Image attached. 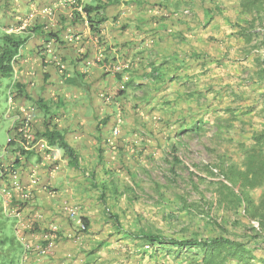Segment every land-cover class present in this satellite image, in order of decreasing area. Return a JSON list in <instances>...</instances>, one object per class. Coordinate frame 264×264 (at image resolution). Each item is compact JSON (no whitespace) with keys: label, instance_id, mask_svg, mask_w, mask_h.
I'll use <instances>...</instances> for the list:
<instances>
[{"label":"trees","instance_id":"1","mask_svg":"<svg viewBox=\"0 0 264 264\" xmlns=\"http://www.w3.org/2000/svg\"><path fill=\"white\" fill-rule=\"evenodd\" d=\"M83 13L74 12L70 18L60 15L61 27L56 30H46L37 22L16 34L7 32L9 25L0 24V84L4 79L10 81L7 87L8 103L15 71L14 59L29 40H43L39 52L44 53L47 50L45 46L49 44L57 49L64 47L67 41L62 32L71 26L87 23L90 31L100 34V26L106 21L100 17V6L85 5ZM239 14L243 18L236 25L237 36L243 40L245 55L253 54V64L244 68L247 75L237 92L231 85H225L217 91L216 83L210 81L205 92L190 90L172 99H154L157 87L177 78H159L155 64H152L151 71L145 75L149 79L148 83H138L136 80L123 83L124 75L131 68L127 66L113 75L114 80L123 86V89L115 90L114 99L103 92L99 95L103 104L113 111L100 119L98 124V136L95 138L100 144L104 130L111 125L120 128L118 141L137 136L144 141L150 138L152 144L163 148L162 153L172 161L165 159L168 166L165 184L153 177L149 167H141L150 178L151 192L145 190L148 183L142 178L141 186L121 187L122 179L112 174L111 167L104 162L101 146L96 151L99 160L94 173L101 167L103 178L98 179L89 172L87 178L99 189L100 201L105 204L111 200L114 203L125 201L131 205L141 196L153 199L162 214V220L171 231L157 227L138 213L132 224L124 225L119 213L107 208V219L117 235L124 234L141 248L148 247L155 250L156 254L172 256L174 264H264V0H239ZM84 60H77L74 69ZM110 61L104 58L99 62L103 68V78L110 76L104 69L106 65H113L111 63L115 59ZM66 80L67 85L90 95L91 86L83 75L75 71V75ZM247 87L254 89L251 100L244 90ZM28 88V83L19 81L13 88L14 101L31 102L35 112L41 116V128L32 129L34 142L44 141L50 148L62 151L69 168L85 171L86 164L82 156L68 142V132L60 129L57 123V108L60 107H54V103L43 98L42 89L35 99ZM130 92L141 94L132 101L133 104L130 103ZM221 92L228 94L229 99L223 107L219 106L223 98ZM134 114L137 118L132 116ZM207 124L216 128L213 141L216 146L212 147L214 162L206 167V172L192 171L190 177L182 182L177 167L184 164L179 156L184 135L201 136ZM173 126L176 131L168 134ZM11 130L13 136L14 131ZM114 138L117 137L112 130L103 145L113 146ZM162 142L167 143L165 147H162ZM216 142L227 145L225 153L220 152ZM5 152L7 159H0V190L5 186L11 187V171L26 167L33 159H42L39 150L28 148L27 141L17 135L15 140L8 142ZM145 159L151 167H157L153 153H145ZM3 201V194L0 193V264H21L25 251L15 233L16 220L5 213ZM11 201L10 206L14 208L24 207L27 203L24 204L16 196ZM83 221L88 231L89 222L87 219ZM252 221L258 223L257 229L252 226ZM37 226L33 232H36Z\"/></svg>","mask_w":264,"mask_h":264},{"label":"crops","instance_id":"2","mask_svg":"<svg viewBox=\"0 0 264 264\" xmlns=\"http://www.w3.org/2000/svg\"><path fill=\"white\" fill-rule=\"evenodd\" d=\"M80 1L83 7L100 6V17L106 19L100 26V34L90 31L87 23L71 26L62 32L67 41L64 47L57 49L52 44L45 46L52 53L48 49L40 53L39 46L43 44V40L32 38L24 46V53L16 67L19 80L29 84L31 96L36 99L42 89V97L49 103H54V107H60L57 108L59 128L68 132V142L77 149L86 164L85 171L71 169L63 152L49 147L50 150L39 151L42 153L41 160L36 158L26 167L17 168L19 184L34 198L25 204L24 213L41 214L37 230L32 233L35 235L33 243L47 245V240L53 243V248L45 256L33 251L27 264L131 263L120 259L124 253L115 250L117 243L114 242L132 240L124 234H116L105 210L110 208L114 212L116 209H130L136 201L131 205L125 201L114 203L111 200L106 204L102 203L99 189L87 178V172L94 173L99 160L96 151L103 146L104 162L111 167L112 174H117L122 179L121 187L141 186V177L144 176L140 172L141 167L147 166L145 153H153L156 157L160 155L158 151L162 153L164 150H156L150 140L136 138H121L118 141L117 137L114 138L116 141H113V146H105L106 136L117 128L111 125L104 130L101 144L95 138L98 136L100 119L113 113L111 108L103 104L99 95L103 92L114 99L115 90L123 89L112 74L107 78L102 77L103 68L99 62L109 58L110 62L115 59L112 66L131 67L124 75L123 83L134 80L148 83L149 79L145 75L151 71L152 64H155L159 78H177L157 87L154 99L165 98L168 93L164 94V91L167 88L166 92L174 91L169 99L189 93L190 90L205 92L207 83L212 80L210 70L214 62L211 51L217 45V42H212L213 38L232 32L231 23L237 18L241 22L243 18L239 14V0ZM45 10L50 13L43 14ZM185 10H190L191 16H185ZM32 14L35 15L29 21ZM60 15L69 18L73 15L62 6V0H0V24L9 25V28H19L28 21V27L39 22L46 30L60 29ZM79 59L85 60L80 61L79 66L74 69V64ZM58 61L61 66H58ZM75 71L86 77V83L91 86L89 96L87 92L66 84V79L75 75ZM32 88L36 91L31 90ZM25 103L16 105L17 111L14 113L20 107L34 110L32 103L29 107ZM32 114L33 127L41 128V116L35 110ZM166 144L162 143V147ZM98 169L94 173L95 177L103 178L101 167ZM64 204L81 208L84 219L89 222L88 231L78 233L77 222L67 219L61 212ZM54 225L58 227V232L52 238L50 229ZM26 236L30 238L29 234ZM133 244L136 247L134 253L142 258V252L146 251L139 244ZM146 256L148 255L145 253ZM154 256L156 252L150 258ZM137 261L138 264L141 262L140 259Z\"/></svg>","mask_w":264,"mask_h":264},{"label":"rangeland","instance_id":"3","mask_svg":"<svg viewBox=\"0 0 264 264\" xmlns=\"http://www.w3.org/2000/svg\"><path fill=\"white\" fill-rule=\"evenodd\" d=\"M231 20H234L232 17ZM202 21V20H201ZM241 22L239 19H235L232 25V32L224 33L223 36H215L216 38H213L212 42H217L216 48H214L213 51H211V57H213L214 64L212 65V69L210 70V78L211 81L216 83L217 91L221 89L225 85H231L233 86L234 91H238L240 89V85H243V81L245 80V77L247 73L244 71L245 67L251 66L252 63V57L251 55H245V50H243V40L237 36V30L236 27L237 24H240ZM208 23L206 24L205 28L207 27ZM229 30V29H228ZM214 53V54H213ZM23 80V78H22ZM10 81L7 79H4L0 84V159H7V155L5 152V149L8 145V139L12 136V126L14 122V110H11V105L8 103V84ZM30 85H32V81L30 82ZM37 86V85H36ZM34 86V88L36 87ZM32 88L31 90H34ZM167 88L166 90H168ZM167 96L164 99H169L174 94V91L166 92ZM245 93L249 100L252 99V92L253 87H247L244 89ZM36 91V90H34ZM140 91V90H139ZM137 93H131L130 92V103L133 104L132 101L137 99V95L140 96L141 94ZM222 93V92H221ZM223 94V93H222ZM228 94H223V98L221 100V103H219L220 107H223L225 104H228ZM15 102V107L18 104H23V102ZM19 104V106H21ZM31 102H26L25 105L29 107ZM17 108V107H16ZM27 109V108H26ZM31 109V108H30ZM29 109V110H30ZM101 115V114H100ZM135 118H137V115H132ZM143 114L140 113V117H142ZM132 121V118H131ZM205 132L201 136H196L193 134H186L184 135V144L180 146L179 148V156L182 158L184 164L177 167V170L179 172V175L182 177V182L186 181L192 171L195 173L198 172H206L205 169L207 166L212 165L215 159V154L213 153L212 147L216 146L214 144V138L216 137V128L213 125L207 124L204 127ZM168 134H173L176 129L175 126ZM121 132V131H120ZM156 133L158 131L156 130ZM166 133V130H165ZM167 134V135H168ZM144 135V133H143ZM136 139H140L139 136L134 137ZM147 140H150V138H146ZM178 141V140H177ZM163 143V142H162ZM220 146V152L225 153L227 150V145H224L222 142H216ZM156 150H160L157 147H154ZM159 152V156L156 155V165L157 167H151V164L149 162H146V165L153 171V177L162 184L167 183L166 177H168V166L166 164V160H171L169 156H166L164 153L162 154L161 151ZM166 159V160H165ZM144 160H146L144 158ZM5 161V160H3ZM7 164H11L10 162H7ZM136 163V162H135ZM133 166V165H132ZM142 169V168H141ZM140 170V169H139ZM142 176L141 178L148 183V187L146 188V191L151 192V183L150 178L148 175H145V173L141 170L140 171ZM196 178V177H195ZM197 180V178H196ZM180 181V182H181ZM181 182L182 187H184L183 183ZM150 194V193H149ZM197 199V198H191V200ZM116 212L119 213L121 217V222L124 225H129L136 215V213L144 215L148 220H151L157 227H164L167 229V231H171V229L168 227V224L162 220L160 212L158 211L157 206L153 202V199H147L144 196H141L138 200H136V203L130 208V209H116ZM121 240H118L115 250L118 249L119 252L124 253L120 259L127 260L130 264H138L137 259H140L141 262L139 264H174L173 257L168 255H162L161 253L156 254V256L152 257L153 253L155 254V250L144 248V251L142 252L143 257H139L138 254L134 253L136 247H134V242L129 240L123 239L124 242H120ZM134 250V251H133ZM145 253L148 255L145 257ZM262 254V253H257ZM155 258V259H154ZM153 259V260H152Z\"/></svg>","mask_w":264,"mask_h":264},{"label":"built area","instance_id":"4","mask_svg":"<svg viewBox=\"0 0 264 264\" xmlns=\"http://www.w3.org/2000/svg\"><path fill=\"white\" fill-rule=\"evenodd\" d=\"M62 6L64 8L69 9L72 13L78 12L81 15H84V13H83L84 7H83V4L81 3L80 0H62ZM48 13H50V11L45 10L43 12V14H48ZM183 14L185 16L189 17V16H191V11L185 10L183 12ZM34 15L35 14H32L30 16L29 21H30V19H32L34 17ZM28 24H29V22L26 21V22H24V24L21 27L9 28L7 30V32L8 33H16V34L21 33V32L26 30V28L28 27ZM47 49L49 50L48 52L52 53V50L49 47ZM23 53H24V46L20 48L17 57L14 59L13 65H14L15 71H14L12 86L9 90V104L11 105V110H14V112H16L17 109L15 107V101H14L15 96H14V89L13 88L20 81L16 75V67H17V63L19 61V58L23 55ZM56 59L57 58L55 57V60ZM58 62H59V63H57L58 66H61L62 64L60 63V61H58ZM123 68L124 67L121 65H114V66L106 65V66H104L105 71L109 72L112 75H115L116 73H120ZM33 111H34L33 109L27 110V109H24L21 107L18 109V112L15 113L14 122H13V126H12V129L14 131V135L9 137L8 142H11V140H15V135H17L18 137L22 136L27 141L28 148H30V149H37L41 152H43L44 150L45 151L50 150L49 146L44 141L34 142V132L32 130L33 129V122H34L33 121L34 119H32L34 117V116H32ZM113 135L115 137H118L120 135V130L118 128L114 129ZM19 140H17V141L19 142ZM214 171L217 172L216 170H214ZM18 173H19L18 170L11 171V173L9 174V179H12L11 181H13V182H11V187L5 186L3 189L0 190V193L3 194V198H4L3 203H4L5 213H7L8 216H10L16 220L15 233H16L18 240L23 245V248L25 251V253L21 259V264H27L29 256L33 251H35L37 254H39L41 256H45L53 248V243L51 241H48V240H47V245L41 244L40 242L37 244L33 243V241H35L34 240L35 235L32 234L33 233L32 230L41 221V214L40 213L33 212L30 215H26L24 213L25 207L17 206L14 208V207L10 206L11 202H12L11 200L15 196L20 201H23L24 204H25V202H27L26 204H28V202H31L34 199L32 194L27 189H25L24 187H22L19 184V181L17 180ZM32 180L35 181V178L32 177ZM61 212L67 219H73L77 222L78 233L84 234L87 231V226L83 221L84 217L81 213V208L79 206H77V205L71 206V205L64 204L61 207ZM252 226L256 229L259 227V225L256 221H252ZM50 231H51L50 235L52 236V238H54V233L58 232V227L56 225H54L51 227ZM26 232H27V234H26ZM28 234L30 235V238L26 236Z\"/></svg>","mask_w":264,"mask_h":264}]
</instances>
